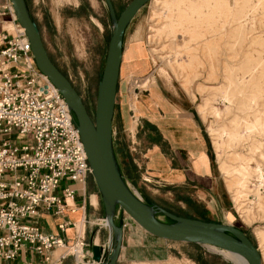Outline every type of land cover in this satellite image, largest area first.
<instances>
[{"label": "rangeland", "instance_id": "374dc122", "mask_svg": "<svg viewBox=\"0 0 264 264\" xmlns=\"http://www.w3.org/2000/svg\"><path fill=\"white\" fill-rule=\"evenodd\" d=\"M131 1L113 0L117 14ZM30 7L49 53L95 115L112 33L105 0H30ZM123 60L134 95L156 83L196 107L231 206L227 216L203 213V220L244 230L264 264V0H151L127 27ZM128 181L141 197L177 209L174 197L150 198L144 183ZM181 252L180 260L132 264H238L209 245Z\"/></svg>", "mask_w": 264, "mask_h": 264}, {"label": "crops", "instance_id": "0c3cea01", "mask_svg": "<svg viewBox=\"0 0 264 264\" xmlns=\"http://www.w3.org/2000/svg\"><path fill=\"white\" fill-rule=\"evenodd\" d=\"M3 3L5 1L0 0V5ZM123 64L124 60L113 131L115 151L126 181L144 183L151 193L150 198L157 194L173 201L174 197L177 209L166 203L151 202L178 215L203 219V213L220 212L227 216L231 212L228 192L213 156L210 133L196 107L179 91L156 83L134 95L128 79L132 72L127 70L122 76ZM68 185L76 190L74 198L63 194ZM54 193L62 199L63 212H58L57 205L39 208L36 218L45 233L59 235L66 242V248H55L50 252L52 263L99 264L93 259V245L107 248L111 234L93 175L89 174L84 183L65 179ZM129 217L128 214L124 216L123 244L116 264L180 260L181 247L189 242L152 235ZM63 222L68 223L64 230L59 227ZM78 235L84 238V245L79 254H74L71 247ZM0 264L46 263L43 255L24 250L13 260L0 259Z\"/></svg>", "mask_w": 264, "mask_h": 264}, {"label": "built area", "instance_id": "2783aa9c", "mask_svg": "<svg viewBox=\"0 0 264 264\" xmlns=\"http://www.w3.org/2000/svg\"><path fill=\"white\" fill-rule=\"evenodd\" d=\"M0 5V259L29 250L52 263L50 252L66 248L64 238L45 233L39 208L57 205L54 192L65 179L84 183L91 174L77 121L56 85L37 66L25 28L11 0ZM14 134L23 135L21 142ZM25 140V141H24ZM65 197L74 198L72 185ZM35 219V220H34ZM67 222L60 224L65 229ZM84 238L71 247L79 254Z\"/></svg>", "mask_w": 264, "mask_h": 264}, {"label": "water", "instance_id": "95a60500", "mask_svg": "<svg viewBox=\"0 0 264 264\" xmlns=\"http://www.w3.org/2000/svg\"><path fill=\"white\" fill-rule=\"evenodd\" d=\"M18 22L25 28L38 68L65 97L77 121L91 167L99 188L110 230L107 248L93 245V259L99 264H116L124 237V216L128 214L147 232L157 237L189 243L213 245L234 252L248 264H263L259 247L241 228L232 224L178 215L138 195L126 181L114 146L113 122L118 84L128 25L151 0H132L117 14L113 0H105L112 24L105 66L98 86L93 116L71 79L53 61L42 32L33 18L27 0H11ZM159 214L166 216L162 220Z\"/></svg>", "mask_w": 264, "mask_h": 264}, {"label": "bare ground", "instance_id": "6f19581e", "mask_svg": "<svg viewBox=\"0 0 264 264\" xmlns=\"http://www.w3.org/2000/svg\"><path fill=\"white\" fill-rule=\"evenodd\" d=\"M244 186L242 185V188H243ZM73 204V203H72ZM129 218H131V219H133L131 216L129 217ZM106 220V219H105ZM78 224H80V223H78ZM106 224H107V222H106ZM210 247H212V248H214V249H217V250H222V251H227V252H231V251H228V250H225V249H221V248H218V247H216V246H213V245H209ZM68 250V249H67ZM232 254H234L236 257H237V259H238V264H248V262L245 260V258H243L242 256H240V255H238V254H236V253H234V252H231Z\"/></svg>", "mask_w": 264, "mask_h": 264}, {"label": "flooded vegetation", "instance_id": "af4514ba", "mask_svg": "<svg viewBox=\"0 0 264 264\" xmlns=\"http://www.w3.org/2000/svg\"><path fill=\"white\" fill-rule=\"evenodd\" d=\"M27 2H28V6H29V8H30V11H31V14H32V16H33V13H32V10H31V7H30V0H27ZM37 22V21H36ZM39 25V24H38ZM40 27V26H39ZM41 30V29H40ZM51 55V54H50ZM52 57V56H51ZM52 59H53V57H52ZM53 61L55 62V60L53 59ZM56 63V62H55ZM56 65L59 67V65L56 63ZM60 69H61V67H59ZM61 71L65 74V75H67L68 77H69V75L68 74H66L62 69H61ZM72 81V80H71ZM73 82V81H72ZM74 84V83H73ZM75 85V84H74ZM76 87V86H75ZM77 88V87H76ZM77 90H78V88H77ZM79 91V90H78ZM85 101V100H84ZM86 103V102H85ZM87 105V104H86ZM88 107V106H87ZM89 109V108H88ZM89 111H90V109H89ZM90 113H91V111H90ZM92 114V113H91ZM93 115V114H92ZM94 116V115H93Z\"/></svg>", "mask_w": 264, "mask_h": 264}, {"label": "trees", "instance_id": "16d2710c", "mask_svg": "<svg viewBox=\"0 0 264 264\" xmlns=\"http://www.w3.org/2000/svg\"><path fill=\"white\" fill-rule=\"evenodd\" d=\"M147 202H150L149 200ZM235 256V255H234Z\"/></svg>", "mask_w": 264, "mask_h": 264}]
</instances>
